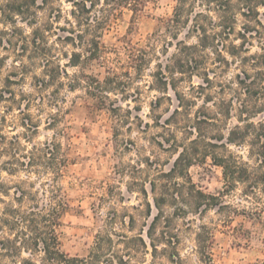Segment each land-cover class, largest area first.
<instances>
[{
	"label": "rangeland",
	"instance_id": "obj_1",
	"mask_svg": "<svg viewBox=\"0 0 264 264\" xmlns=\"http://www.w3.org/2000/svg\"><path fill=\"white\" fill-rule=\"evenodd\" d=\"M49 2L55 8L37 0L40 7L24 5L20 13L19 1L0 0V264H48L42 251L30 249V213L51 201L50 183L70 204L58 228L61 250L88 259L86 264H205L197 241L202 226L214 236L209 250L215 264H262L264 218L244 213L254 204L242 198V185L224 197L232 208L201 212L186 188L182 197L175 185L188 184L185 177L164 175L183 148L195 147L198 126L207 140L217 133L202 122L216 111L209 98L221 96L206 77L233 81L242 66L234 56L247 54L234 46L249 48L248 54L260 50L256 35L243 43L246 20L238 4L229 34L212 0H140L136 11L121 2L111 13L103 10L114 2L95 0L91 18L108 17L99 29L106 50L87 59L88 48L59 39L68 32L62 30L70 27L67 21L75 23L72 3ZM198 13L209 39L207 47L189 50L185 46L200 37L193 31ZM49 47L54 56L40 51ZM76 51L83 56L73 66L69 59ZM100 91L103 101L91 93ZM236 114L221 122V130L238 123ZM54 140L66 160L59 178L46 157L32 160L33 145L41 149ZM187 172L204 192L223 188L222 169L210 157L198 155ZM165 183L179 197L168 194L157 206Z\"/></svg>",
	"mask_w": 264,
	"mask_h": 264
},
{
	"label": "trees",
	"instance_id": "obj_2",
	"mask_svg": "<svg viewBox=\"0 0 264 264\" xmlns=\"http://www.w3.org/2000/svg\"><path fill=\"white\" fill-rule=\"evenodd\" d=\"M18 1L20 3V8H18L20 13H22L21 8L24 5L40 7V5L44 4L45 7L50 5L52 8H55L49 2L50 0H41L42 4H36L37 0ZM69 1L73 6L70 10V15L75 19V23L72 24L68 20L67 22L70 27H64L62 29L68 32L66 35H60L59 39L63 42H70L77 47L84 46L88 48L87 59L104 56L103 53L106 47L100 40L101 32L99 29L108 22V17L104 14V18L101 21L98 18H91L90 15L95 5V0ZM111 1L114 2V6L106 8L103 10L104 12L111 13L112 10L117 9L115 5H121V2L129 3L134 11L138 9L140 4V0ZM212 1L224 13L221 25L223 28L229 26V34L234 31V24L236 23L234 8L238 4V7L241 8L240 13L246 20L243 25V31L240 33L244 40L243 43L247 42L249 34L251 35L250 37L256 35L260 42V50L259 52L248 54L249 48H245L244 50L240 46H234L236 53L241 51L247 54L234 56L238 58V62L242 66L233 81L223 83L206 77L207 86H217V92L221 96L217 100L209 98V101L215 106L216 111L209 113L211 116H208V121L205 119L201 120L208 125L209 129L216 130L217 133L213 134L209 138L210 140H207L206 130L198 126V137L193 140L195 147L192 149L183 148L174 161L172 168L164 175L169 178H175L177 175L185 177L186 183L188 184L175 182V185L182 189L180 194L182 197L184 196L183 190L186 188V195L189 196L201 212L211 208H215L218 212H224L227 208H232L230 204L225 202L224 197L235 190L238 185H242V198L254 204V208L251 211L247 212L243 210L244 213L249 217L264 218V21L261 18L262 16L264 17V0H237V2H233V0ZM57 12L61 13V9H57ZM202 16V13L197 14L193 29V31L200 33L198 44L185 46L189 50L207 47L209 34L207 33L205 25L199 22V18ZM92 21L93 24H91ZM84 25H86L85 28H82ZM40 31V29L35 28L33 33L38 37ZM35 41L37 40H33V43ZM40 51L44 56H54L51 47ZM233 55L236 54L233 53ZM82 56L83 53L81 51L73 52L69 62L73 66L78 65L81 63ZM225 61L226 63L229 62L228 60ZM48 65L50 66V60H47ZM51 71L49 76L54 80L56 78V74L54 73L55 69L51 68ZM226 92L229 93V98L224 96ZM91 93L101 101L105 98L103 91H100L98 94ZM234 111L237 113L236 120L238 123L227 128V132H224L221 130V122L225 119L230 120ZM231 146L238 149H246L247 153L245 157L231 150ZM33 149L35 150L32 157L33 162H42V159L46 157L47 165L53 169L55 178L63 175L66 160L59 158L61 144L58 141L46 142L41 149L33 145ZM198 155L210 157L212 162L222 169L224 184L223 188L217 193L204 192L196 188V185L191 181L187 167L192 164ZM162 185L165 191L159 198L155 199L157 206L167 201L168 194L174 200L179 197L178 193L174 195L169 193V184L165 183ZM50 186H52L50 190L51 201L46 205L37 204L33 206L30 213L32 218H35L33 227L35 234L31 238L32 242L30 245L32 246L30 249L42 251L45 261L48 264H86L88 259L71 257L61 250L58 228L61 225L60 218L70 207V204L62 194L60 186L53 183H50ZM234 209V211H239L238 208ZM201 229L203 232L197 234L201 259L205 264H215L212 252L209 250L214 236L206 226H202ZM10 242L11 240L8 239L7 245ZM3 245L6 246V243L4 244L3 242ZM151 245L155 250L157 249L153 241H151ZM178 257L179 254L176 251L175 258ZM90 262L89 259L88 263L90 264ZM22 264L35 263L24 261ZM262 264H264V261Z\"/></svg>",
	"mask_w": 264,
	"mask_h": 264
}]
</instances>
